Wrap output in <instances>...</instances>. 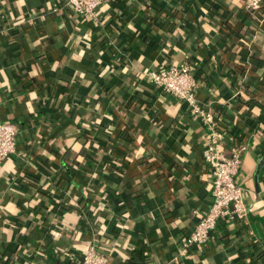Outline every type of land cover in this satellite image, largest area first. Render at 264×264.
<instances>
[{"label": "crops", "instance_id": "1", "mask_svg": "<svg viewBox=\"0 0 264 264\" xmlns=\"http://www.w3.org/2000/svg\"><path fill=\"white\" fill-rule=\"evenodd\" d=\"M53 2L0 0V121L19 125L0 164V264H76L89 244L108 264H264V9L103 0L92 20ZM182 62L225 151L241 148L249 207L186 257L194 210L211 201L204 129L140 79Z\"/></svg>", "mask_w": 264, "mask_h": 264}, {"label": "built area", "instance_id": "2", "mask_svg": "<svg viewBox=\"0 0 264 264\" xmlns=\"http://www.w3.org/2000/svg\"><path fill=\"white\" fill-rule=\"evenodd\" d=\"M102 1L65 0L64 5L75 15L94 20ZM241 3L252 13L264 9V0H241ZM60 4V0H54L51 11L56 13ZM39 16L43 17L42 14ZM191 70L188 63L182 62L140 71L141 80L184 101L189 113L199 118L204 129L201 156L212 177L211 201L205 209L194 210L195 225L182 239L178 249L182 257L188 256L192 248L206 243L219 223L242 222L249 213L244 201V188L236 180L241 165V148L237 144H231L227 152L223 148L226 131L221 128L215 114L197 97L199 82ZM18 132L19 125L14 121H0V164L15 152ZM76 264H108V259L93 244H89Z\"/></svg>", "mask_w": 264, "mask_h": 264}, {"label": "trees", "instance_id": "3", "mask_svg": "<svg viewBox=\"0 0 264 264\" xmlns=\"http://www.w3.org/2000/svg\"><path fill=\"white\" fill-rule=\"evenodd\" d=\"M60 1H61V0H60ZM101 60H102V58H101ZM104 62H105V61H104ZM104 62L102 61V63H103L102 66L105 65V67H108V66H109L110 68L113 67V64H112L111 61H110V62L107 61L106 64H105ZM106 161H107V160H106ZM107 162H109V161H107ZM112 162H113V161H112ZM110 166H111L110 163H109V164H106V162H105V164H102V165H101V169H102V170H108V169H110ZM111 168H112V167H111ZM101 169H100V170H101Z\"/></svg>", "mask_w": 264, "mask_h": 264}]
</instances>
